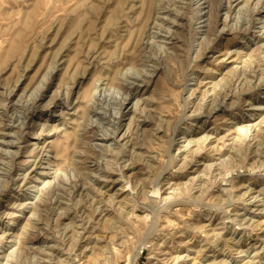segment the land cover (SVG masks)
<instances>
[{"label": "rangeland", "instance_id": "obj_1", "mask_svg": "<svg viewBox=\"0 0 264 264\" xmlns=\"http://www.w3.org/2000/svg\"><path fill=\"white\" fill-rule=\"evenodd\" d=\"M0 264H264V0H0Z\"/></svg>", "mask_w": 264, "mask_h": 264}, {"label": "bare ground", "instance_id": "obj_2", "mask_svg": "<svg viewBox=\"0 0 264 264\" xmlns=\"http://www.w3.org/2000/svg\"><path fill=\"white\" fill-rule=\"evenodd\" d=\"M155 191V190H154ZM158 193V190H156V193H154V194H157ZM91 196V195H90ZM86 200V199H85ZM42 204V203H41ZM62 218V217H61ZM37 223V222H36ZM13 258V257H12Z\"/></svg>", "mask_w": 264, "mask_h": 264}]
</instances>
